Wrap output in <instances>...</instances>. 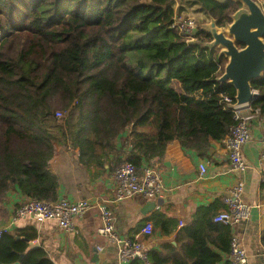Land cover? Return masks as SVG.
<instances>
[{
	"label": "trees",
	"instance_id": "trees-1",
	"mask_svg": "<svg viewBox=\"0 0 264 264\" xmlns=\"http://www.w3.org/2000/svg\"><path fill=\"white\" fill-rule=\"evenodd\" d=\"M177 2L179 14L182 5L198 6L220 27L241 7L216 0H0V212L14 190L58 200L55 146L80 149L87 170L113 161V173L125 163L141 173L174 141L206 156L212 141L227 137L237 120L221 95L235 102L236 90L216 81L227 61L202 48L211 41L204 31L190 44L172 28ZM253 89L259 97L250 109L264 117V78ZM59 106L68 111L63 122ZM222 202L200 209L181 231L188 238L181 254L151 250L149 264L230 257L233 227L214 221ZM151 221L165 235L177 227L162 214ZM37 237L34 227L2 231L0 264H54L42 248L27 252Z\"/></svg>",
	"mask_w": 264,
	"mask_h": 264
},
{
	"label": "crops",
	"instance_id": "crops-1",
	"mask_svg": "<svg viewBox=\"0 0 264 264\" xmlns=\"http://www.w3.org/2000/svg\"><path fill=\"white\" fill-rule=\"evenodd\" d=\"M180 6L177 2L175 8L178 12ZM182 7L187 10V6ZM250 127L251 139L243 150L249 167L245 172L234 173L231 170L229 152L223 141H212L206 156H200L194 150H185L179 141H174L168 145L164 157L149 163L162 172L164 194L157 199L136 195L121 203L114 201V173L109 170L113 161L104 168L87 170L79 163L80 149L55 146L52 168L59 179L58 199L104 200L113 212L116 228L121 235L140 240L146 244L148 251L163 255L173 252L181 254L183 247L188 245V238L181 236V231L191 227L200 209L221 202L231 188L242 180L245 184L243 200L252 206V210L249 219L233 227V236L243 240L250 264H264V174L260 161L264 150V120L255 118ZM201 165L206 166L207 173L204 176H201ZM26 199L16 190L9 193V202L0 212V231L11 227V230L34 227L38 237L30 241L29 245L44 249L46 257L54 264H124L119 260L115 247L99 233L102 222L97 209H92L77 220L75 233L60 229L56 222L37 224L24 221L13 226L14 210ZM221 207V211L226 210L224 205ZM155 214L176 221L175 230L165 235L151 221ZM148 223L153 224L152 235L142 233ZM181 223L184 225L181 226ZM227 261H231L230 257H224L221 264Z\"/></svg>",
	"mask_w": 264,
	"mask_h": 264
},
{
	"label": "built area",
	"instance_id": "built-area-1",
	"mask_svg": "<svg viewBox=\"0 0 264 264\" xmlns=\"http://www.w3.org/2000/svg\"><path fill=\"white\" fill-rule=\"evenodd\" d=\"M181 18H183L182 15L176 11L172 28L178 31L186 42L190 44L197 42V34L199 33L197 20L194 18ZM221 97V102L225 108L231 110L237 120V124L230 129L229 134L223 140V144L229 152L231 170L234 173H242L249 168L244 159L243 150L251 139L250 124L255 118L260 117L261 120H264V117L258 111L250 109V107L240 111L233 110L231 106L235 102L228 96L221 95ZM262 139L264 146V128ZM260 161L261 170L264 174V150L261 153ZM200 171L201 176H204L207 173L206 166L201 165ZM113 180L116 192L114 201L117 203L124 202L136 195L143 196L146 199H157L165 192L161 170L151 165L143 168L142 172L139 173L133 164L125 163L117 168ZM244 190L245 184L240 180L231 188L229 194L223 197L222 203L226 210L215 217V223L234 227L250 218L252 206L244 202ZM94 208L97 209L102 222L99 233L115 247L119 260L124 264H129L138 259L145 264H149V251L146 244L138 239L123 236L118 232L113 212L104 200L81 199L72 201L62 198L55 202H48L28 198L15 208L13 226H17L24 221L37 224L56 222L60 229L67 233H75L77 220L83 218ZM180 225L183 226L184 224L181 223ZM11 228L2 231H10ZM153 229L152 223H148L142 233L152 235ZM2 231H0V238ZM230 259L232 264H250L247 249L243 240L238 236H233Z\"/></svg>",
	"mask_w": 264,
	"mask_h": 264
},
{
	"label": "water",
	"instance_id": "water-1",
	"mask_svg": "<svg viewBox=\"0 0 264 264\" xmlns=\"http://www.w3.org/2000/svg\"><path fill=\"white\" fill-rule=\"evenodd\" d=\"M216 1L234 2L241 7L225 26L220 27L214 18L209 24L199 26L211 36V41L202 48L218 50L219 57L226 59L224 72L216 81L235 88V103L231 109L240 111L258 99L259 93L254 91L253 83L264 78V8L257 0ZM35 248L30 244L27 252Z\"/></svg>",
	"mask_w": 264,
	"mask_h": 264
},
{
	"label": "rangeland",
	"instance_id": "rangeland-1",
	"mask_svg": "<svg viewBox=\"0 0 264 264\" xmlns=\"http://www.w3.org/2000/svg\"><path fill=\"white\" fill-rule=\"evenodd\" d=\"M146 1H148V0H146ZM257 1L264 8V0H257ZM175 7H176V5H175ZM199 8L200 7H198V6L193 7V8H191L190 6H187V10L184 13L181 14L182 17H183L181 19H184V18L185 19H187V18H194V19L197 20L198 26H203L205 24H209L210 23V20L208 19V17L204 13H202L200 11ZM175 10L177 11L176 8H175ZM199 31H200V27H199ZM56 111H57V114H56L57 118L59 119L60 122H63V120L65 119V117H67V115H68V111H67V113L65 111H63L62 108H61V106L57 107ZM58 115H60V116H58Z\"/></svg>",
	"mask_w": 264,
	"mask_h": 264
}]
</instances>
